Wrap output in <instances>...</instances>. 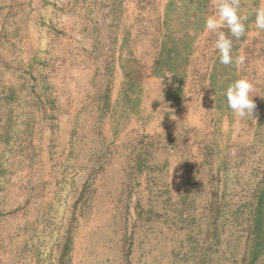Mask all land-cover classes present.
<instances>
[{"label":"rangeland","instance_id":"1","mask_svg":"<svg viewBox=\"0 0 264 264\" xmlns=\"http://www.w3.org/2000/svg\"><path fill=\"white\" fill-rule=\"evenodd\" d=\"M261 2L240 0L247 31L232 38L234 63L223 65L215 36L204 30L212 0H0V264H59L67 239L69 264L199 260L209 244L201 242L211 189L220 193L227 185L238 205L246 199L244 185L264 172V30L253 14ZM165 20L176 51L188 56L181 63L174 51L175 71L167 77L151 74ZM125 38L142 65L138 108L149 117L131 114L116 133L119 113L99 122L96 93L109 84L115 106ZM241 77L252 82L256 103L245 118L234 116L224 95ZM170 135L173 146L164 150ZM151 142L150 149L159 148L156 164L167 163L152 170L156 185L135 160ZM195 174L202 179L191 189ZM154 193L158 217L148 223L136 201ZM187 193L199 195V206L187 209ZM235 244L227 231L215 261L240 258Z\"/></svg>","mask_w":264,"mask_h":264},{"label":"trees","instance_id":"2","mask_svg":"<svg viewBox=\"0 0 264 264\" xmlns=\"http://www.w3.org/2000/svg\"><path fill=\"white\" fill-rule=\"evenodd\" d=\"M165 26L166 31L163 35L164 38L161 43L162 47L154 58L151 74L155 76L167 77L172 76V73L175 71L173 58L174 51L175 54L179 56L178 59L181 63L187 64L188 56L183 50L176 51L177 44H174V40L172 38V28L168 20H165ZM123 41V44H126L127 46L122 45V47L126 46L128 48V52L125 57L121 56L120 58L119 56V64L124 74V82L122 83L121 89L119 91L120 94L116 99L115 106L112 108L111 87L109 84L103 85L101 91L96 93V97H99L97 99L99 107V122H101L104 116H106L109 112H112L113 116H115L116 112L118 111L119 119H115L117 123L115 129L116 133L119 132L120 121L128 120L131 114L136 116L137 119H142L143 117L148 119L149 117L148 115L143 116L138 108L141 103V94L143 92L142 83L144 78L140 59H138L134 54L131 40L125 38ZM113 42L115 43L116 40ZM114 52L115 51H113L111 55H114ZM112 59L115 60V57L113 56ZM176 73H178V71ZM183 75L184 73L182 71L180 76L183 78ZM35 79L37 80L38 78L34 76V80ZM43 82H46V80ZM46 88L49 89L51 87ZM179 89H182L181 85ZM170 95L172 96L171 93L169 96ZM51 97L52 96L50 94H47L46 101L48 104H50V108H53L56 100ZM169 128L170 126L168 125L167 130ZM173 143V137L170 135V137H168L167 144L164 146V150L169 148V146ZM148 145L149 148H144V145L140 148L135 160L137 161L136 164H138L137 168L139 171L142 172L143 170L147 169L146 178H151L148 179V182L156 185L159 177L151 176L152 170H165L167 163L156 164L154 160V158H157L155 151H159V148L157 146L154 148V150L150 149L152 142ZM149 160H152L155 164H150L148 162ZM96 163L99 164L100 162L96 161ZM209 165L208 172L209 170L213 171V165ZM0 170L2 171L1 164ZM211 174H209L210 177L212 176ZM262 175L263 176H261L262 178L260 177V180H255L254 182L249 183L247 182V184L244 185L246 188V194L244 195L246 199L242 200V202H239L238 205L233 203L231 198H228L229 190L227 185L224 184L220 193L217 188L213 187L211 189V193H209L207 200L203 204L204 209L207 211L205 219L207 222V231L206 238L204 237L201 242L202 245H204L205 242L209 244L208 246L206 245L199 253L198 247L202 249V246H198L201 244L197 242V253H199V260H196L195 264H220L218 259L215 261V258L212 256V254H217L222 237L227 233V231L230 236L234 234L236 235L237 244H235V246L238 248L239 246L241 247L239 253L240 258H237V260L233 261L232 264H264V172ZM92 178L93 170H90L88 172L87 182ZM201 179V176H197V174H195L194 178L189 180V183H191L190 188L192 187L191 189H193L198 184H200ZM85 188L86 187L81 189L80 196L78 198L80 201L84 200V194L86 192ZM155 195L157 194L154 193L153 195H150L148 198H146L145 203H143L142 198H138L136 201V209L138 210L139 216L144 214V212L147 210L145 221L148 223L150 220L158 217L154 216V213L159 211V208H157V205L154 201V199L157 198H155ZM199 198L200 197L197 194L190 197L189 193H187L186 196L183 197L185 203H187V209H194L199 206ZM199 228L202 230V225L199 226ZM66 241L65 250L61 256V261L59 264H69L70 259L66 260V257L69 255L68 252L70 251V241L68 239ZM59 245L60 243H58V247Z\"/></svg>","mask_w":264,"mask_h":264},{"label":"clouds","instance_id":"3","mask_svg":"<svg viewBox=\"0 0 264 264\" xmlns=\"http://www.w3.org/2000/svg\"><path fill=\"white\" fill-rule=\"evenodd\" d=\"M253 14L255 27L258 30H264V0L260 6L253 9ZM248 17V11L241 8L240 0H212V10L204 19V30L215 36L213 48L216 50L221 64L231 65L234 63L232 38L238 40L246 34ZM224 29H227V32ZM235 63L238 65L240 60H235ZM252 92V82L243 77L234 80L227 86L224 95L234 116L238 118L253 116L256 103Z\"/></svg>","mask_w":264,"mask_h":264}]
</instances>
